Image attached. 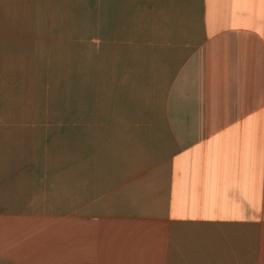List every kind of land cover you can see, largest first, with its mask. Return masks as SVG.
Masks as SVG:
<instances>
[{
	"label": "crops",
	"instance_id": "1",
	"mask_svg": "<svg viewBox=\"0 0 264 264\" xmlns=\"http://www.w3.org/2000/svg\"><path fill=\"white\" fill-rule=\"evenodd\" d=\"M0 264H264V0H0Z\"/></svg>",
	"mask_w": 264,
	"mask_h": 264
}]
</instances>
